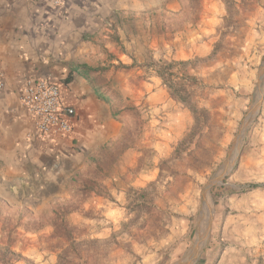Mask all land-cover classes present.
<instances>
[{
  "label": "rangeland",
  "instance_id": "374dc122",
  "mask_svg": "<svg viewBox=\"0 0 264 264\" xmlns=\"http://www.w3.org/2000/svg\"><path fill=\"white\" fill-rule=\"evenodd\" d=\"M97 27L86 54L121 130L57 183L0 177V264H264L227 250L226 226L264 230V0H162Z\"/></svg>",
  "mask_w": 264,
  "mask_h": 264
},
{
  "label": "crops",
  "instance_id": "0c3cea01",
  "mask_svg": "<svg viewBox=\"0 0 264 264\" xmlns=\"http://www.w3.org/2000/svg\"><path fill=\"white\" fill-rule=\"evenodd\" d=\"M161 2L0 0V68L6 76L5 87L0 90V177L3 181L9 183L19 176L46 173L51 182L57 183L64 176L81 172L99 148L118 136L121 118L113 113L109 98L101 90L97 91L99 85L89 80L98 70L89 72L83 68L88 72L85 77L73 68L76 65L93 67L87 58L85 37L98 29L110 13L123 7H154ZM36 77L57 83L63 104L75 109L74 116L69 118L73 124L71 133L54 136L38 129L37 117L22 100L27 81ZM144 84L147 87L148 82ZM234 219L245 223H231ZM228 220L231 241L227 250L243 251L256 244L264 253V230L257 238L250 231L246 233L244 229L252 225L245 214H233ZM241 227L245 228L241 230Z\"/></svg>",
  "mask_w": 264,
  "mask_h": 264
},
{
  "label": "built area",
  "instance_id": "2783aa9c",
  "mask_svg": "<svg viewBox=\"0 0 264 264\" xmlns=\"http://www.w3.org/2000/svg\"><path fill=\"white\" fill-rule=\"evenodd\" d=\"M6 76L0 68V90L5 87ZM22 100L28 111L37 117V127L44 134L60 136L73 131L70 117L75 109L66 107L61 98L60 86L43 77L27 81Z\"/></svg>",
  "mask_w": 264,
  "mask_h": 264
},
{
  "label": "trees",
  "instance_id": "16d2710c",
  "mask_svg": "<svg viewBox=\"0 0 264 264\" xmlns=\"http://www.w3.org/2000/svg\"><path fill=\"white\" fill-rule=\"evenodd\" d=\"M83 68H86V69H88L89 70V72H94V71H97L98 69H96V68H93V67H89V66H86V65H81V66H74V68H73V71H76V72H78L79 74H82L83 76H85V77H88V72H84L83 71ZM71 78V77H70ZM69 78V79H70ZM90 78V77H89ZM69 79H67V81H69ZM91 82H93V79H89ZM251 186V185H250Z\"/></svg>",
  "mask_w": 264,
  "mask_h": 264
}]
</instances>
